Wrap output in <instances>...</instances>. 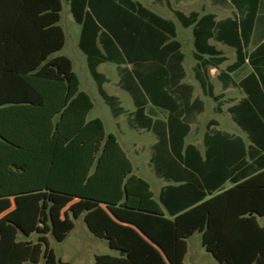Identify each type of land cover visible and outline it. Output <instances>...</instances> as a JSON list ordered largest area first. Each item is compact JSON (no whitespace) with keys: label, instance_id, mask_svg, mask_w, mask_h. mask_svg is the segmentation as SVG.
<instances>
[{"label":"trees","instance_id":"1","mask_svg":"<svg viewBox=\"0 0 264 264\" xmlns=\"http://www.w3.org/2000/svg\"><path fill=\"white\" fill-rule=\"evenodd\" d=\"M68 3L81 26L79 48L113 115L125 111L104 89L107 78L98 67L106 62L118 66L122 88L171 109L159 88L171 75L170 63L183 58L172 41L174 22L135 0ZM232 3L238 17L219 22L211 14L175 15L184 27L194 26L195 76L219 112L223 95H215L207 72L226 58L208 41L235 47L236 61L220 78L225 88L232 83L245 94L229 112L250 145L216 131L205 137L201 159L193 145L182 155L184 133L176 138L170 131L155 152H168L169 144V160L180 168L194 167L196 154L203 183L167 186L156 199L103 120L88 119L94 104L71 59L53 56L65 44L58 25L62 0H0V48L6 50L0 54V264H36L42 256L45 264H69L57 257L48 234L64 241L82 215L89 231L117 252L96 256L95 264H184L196 232L219 264H264L258 221L264 217V41L247 51L264 12L262 0ZM245 65L252 71L234 82L231 73ZM151 161L156 166L158 157ZM226 181L233 186L225 189Z\"/></svg>","mask_w":264,"mask_h":264},{"label":"crops","instance_id":"2","mask_svg":"<svg viewBox=\"0 0 264 264\" xmlns=\"http://www.w3.org/2000/svg\"><path fill=\"white\" fill-rule=\"evenodd\" d=\"M135 1H138V0H135ZM138 2L142 3L141 1H138ZM162 2L164 3V6H162L161 4ZM62 3H63V0H62ZM156 4H160L159 8L161 9H167L168 13L166 15H163L157 11V8L153 9V7L152 8L147 7V6L146 7L150 9L151 11L155 12L156 14L160 15L161 17L174 22L176 26V37L173 38L172 41H176L180 44L179 52L183 56L181 61H178V58H176L174 62L170 63L171 75L166 78L167 82L161 88H159V90L163 92V93L161 92V94L165 98H167L169 101H171L172 108L169 109V107L167 108L160 107L159 105H156L152 100H148V102L145 103L143 98H141L140 93L137 92V90L134 91L133 93V92L128 91L127 89L122 88L120 86L121 78H120L119 68L115 63H110V62L102 63L101 65H99L98 71L107 78V81L104 83L103 86H104L105 91L108 93L107 89H108L109 80H108V77L104 74V72H102V67L106 65L115 66L116 75H117L116 87L114 89L109 88V91L119 93V89H120L121 91L125 92L123 100H121L116 95L108 93L109 95H112L118 98L120 106L125 111L124 113L118 116L113 115L111 108L104 101L105 104L110 109V112L113 117L112 121L114 122V125L117 126L118 123L120 124V129L117 128V130H112L111 128L107 130L106 125H105L106 131L107 133L114 134V132H116L118 134L119 137H117L115 134L114 135L117 137L118 142L122 146L123 150L126 152L129 159L132 161L134 165L135 174H137L138 176L142 178L144 177L150 178L153 182L154 180L155 182H157L156 179L159 180V183H154L155 184L154 187L157 193L154 192V190L152 189V191L154 192L155 198L158 199L162 189L167 186L183 185L189 180L196 181L197 178H199L201 182L203 183L202 176L199 174V172L203 169V166H202V163L198 161L196 154H195L196 161H195L194 167L191 165L185 166L182 163L181 168H180L178 167V165H176L175 163H171V161L169 160L170 152L171 154L173 153L170 150L169 144H168V152L164 148L162 151L158 149V151L155 152V147L161 141V138L162 140H165V139L168 140L170 138L169 137L171 136L170 131H172V134L174 133V137L176 138L180 137V135L184 133V135H182L184 146L180 152L182 155L184 154L185 149L188 145H193L197 148V151L199 152L201 159L204 158L205 152H206L205 137L207 135L211 136L216 131H221L223 133H227L230 135L239 136L243 139V141L245 142L247 146L250 145V141L246 133L237 125V123L233 120L231 113L229 112V108L237 104L245 96V94L232 83L228 87L225 88L220 78V73L222 71H225L229 65L233 64L236 61L237 52H236L235 47L226 45L215 39H210L208 41L209 45L214 46L216 50L220 51L222 56L226 58V60L219 67H210L207 72L209 81L213 85L215 95H221V94L223 95L221 99V111L219 112L217 110L218 103L212 97L208 96L204 92L200 82L196 79V76H195V68L197 67L198 61L195 58L196 47H195V36L193 33L194 26L191 25L189 27H184L179 21V19L177 18V16L175 15V11H180L187 16L193 12L199 13L200 17L211 14L215 16V20L217 22L228 19V18H235V17H238V13H237L236 7L232 3V0H157V2L155 3V6ZM262 9L264 12V0H262ZM223 11H230V15L225 16V17H219V13ZM60 22L58 23V25L61 26ZM63 31L65 34V44L60 51L54 53L53 55L54 57L66 56L64 55L65 54L64 50L66 46V36L67 35L64 29ZM80 33H81V26H80ZM182 33L187 35L186 37V42L188 45L187 48H185V44L183 40L181 39ZM79 39H80V36H79ZM262 41H264V19L260 20L259 23L257 24L255 32L247 48L248 53L252 52ZM78 46H79V41H78ZM185 50H188V52L191 53L189 54L190 56L189 62H187L188 58H186ZM228 51L233 52V54L235 55V59L233 62L227 64L223 68V64L229 61V58L226 55V52ZM0 54H6L5 48H0ZM204 58H208V55H204ZM191 60L194 61L193 65H190ZM122 67H124V65ZM127 67L129 69L132 68L131 65H127ZM245 68L249 69L248 72L245 75H243L239 80H237L235 78V75L238 74L240 71L244 70ZM73 69H74V66H73ZM251 71H252L251 67L249 65H245L241 69L237 70L236 72L231 73V77L234 82L238 83L245 76H247ZM214 73H217L216 79L221 85L220 92L216 91V86L212 81V76L214 75ZM192 78H193V81H192ZM235 88L240 91L241 97L239 99L227 97V92ZM126 101L130 102L131 108L129 110L126 107L127 105H125L127 104ZM138 105L143 107L142 109L143 112L142 114L135 116L138 110ZM210 105H212L211 109L217 116H222L225 113L228 114L230 122H231L230 128H232L234 132L233 131L230 132L225 128L223 129L221 127L220 119L212 117L207 120V113L209 111ZM225 105H228V106L224 108ZM91 112L88 115V119H89ZM122 118H123V121H122ZM92 119H95V118H92ZM92 119H89V120H92ZM202 125L204 127H203V131L201 134V139L199 141H192V138L196 135V133L201 130ZM120 134H125V135L128 134L131 136L147 134L148 136L152 137L153 141L150 145V156L148 160V167L151 173L148 176L139 175L136 172L137 166L135 162L133 161V159L130 157L127 150L121 144ZM153 155H156V157H158L156 166L151 161ZM189 155H191V152L190 154H188V156ZM163 158H166L167 160H164ZM232 186L233 184L230 181H226L224 185L225 189H228ZM157 187L158 189H156ZM151 188H152V185H151ZM83 218H84V215H83ZM259 218H263V217H258V221H259ZM75 228H76V220H75ZM86 228L88 229V227ZM74 229L68 234L67 238L74 231ZM188 240H187V243H188ZM109 249H110V252H106V253L94 252L93 260H92L93 264H95L96 256L98 255H104V254L117 255L116 251L112 250L110 247ZM187 253H188V250H187ZM63 262H66V261H63ZM67 263L71 264L68 261Z\"/></svg>","mask_w":264,"mask_h":264},{"label":"rangeland","instance_id":"3","mask_svg":"<svg viewBox=\"0 0 264 264\" xmlns=\"http://www.w3.org/2000/svg\"><path fill=\"white\" fill-rule=\"evenodd\" d=\"M141 1L147 7H153V9L157 8V11L163 15L168 13L167 9H161L160 4H156L157 0H138ZM164 6V3H161ZM230 15V11H223L219 13V17H225ZM61 26L65 30L66 33V46H65V54L69 57L73 63L74 70L78 74L81 82V89L85 91L92 99L94 104V108L89 116V119L92 118H100L106 125L107 130H117L120 129V124L118 123L117 126L114 125L113 117L110 112L109 107L105 104L104 100L98 93L97 84L92 78L89 73L86 56L84 53L79 49L78 41L80 36V25H78L72 17L70 12L69 3L67 0H63V10L61 13ZM187 35L182 33L181 39L185 44V48H187L186 42ZM186 58H188L189 62V54L188 50H185ZM229 61L223 64V68L234 61L235 55L232 51L226 52ZM109 64V63H108ZM194 61L191 60L190 65H193ZM248 68L240 71L238 74L235 75V78L239 80L243 75L248 72ZM102 72L108 77L109 84H108V93L118 96L121 100L124 99V93L119 89V93L109 91L110 89H114L116 87L117 82V75H116V68L113 65H106L102 67ZM216 74L212 76V81L216 86V91H221V85L216 79ZM193 81V78H192ZM227 97H232L235 99H239L241 97L240 91L238 89H232L227 92ZM126 107L128 110L131 108L130 102L126 101ZM212 105L209 106V111L207 113V120L210 118H217L220 119L221 127L227 129L230 132H234L232 128H230L231 122L227 113L223 114L222 116H217L213 110L211 109ZM228 105H225L226 108ZM112 121V123H111ZM123 121V118H122ZM201 130L196 133V135L192 138V141H199L201 139V134L203 131V125L201 126ZM114 134L118 136L116 132ZM120 142L123 147L127 150L130 157L135 162L137 169L136 172L139 175L148 176L151 172L148 167V160L150 156V145L153 141L152 137L146 135H136L131 136L128 134H120ZM151 185L154 192H156L154 183H159V180L156 179L157 182H154L150 178L144 177ZM158 189V187L156 188ZM157 193V192H156ZM259 222L261 225H264V217L259 218ZM86 223L84 221L83 215L76 220V228L70 234V236L62 242L57 241L54 236L49 233L48 239L50 243V247L54 249L58 258H61L63 261H68L71 264H93V253H106L110 252L108 244L105 239H101L96 237L86 228ZM38 234H34L31 236L30 240L36 242L38 239ZM19 239L23 240L26 239L25 236L22 234L19 235ZM82 245V246H81ZM80 246V247H79ZM24 264H35L32 262H25ZM36 264H45V258L42 256L41 260ZM184 264H219L218 261L212 256L211 253L207 252L206 249L202 245V235L201 233H195L189 240H188V253L185 257Z\"/></svg>","mask_w":264,"mask_h":264}]
</instances>
